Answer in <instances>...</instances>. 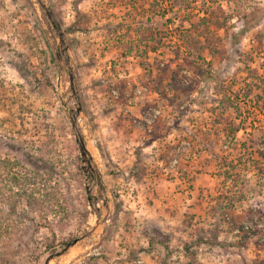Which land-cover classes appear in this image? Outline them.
<instances>
[{
	"label": "rangeland",
	"instance_id": "374dc122",
	"mask_svg": "<svg viewBox=\"0 0 264 264\" xmlns=\"http://www.w3.org/2000/svg\"><path fill=\"white\" fill-rule=\"evenodd\" d=\"M256 9L0 0V264H46L75 238L48 264H264ZM47 186L48 219L18 216Z\"/></svg>",
	"mask_w": 264,
	"mask_h": 264
},
{
	"label": "trees",
	"instance_id": "16d2710c",
	"mask_svg": "<svg viewBox=\"0 0 264 264\" xmlns=\"http://www.w3.org/2000/svg\"><path fill=\"white\" fill-rule=\"evenodd\" d=\"M260 14H264V9H263V11L259 10V9L252 11L250 16L247 17L248 20L246 23L247 24H252V23L255 24L256 22H258L259 18L261 17V16L258 17V15H260ZM250 19H252L254 22L250 21ZM36 162L37 161H35V164H36ZM37 163H39L40 165L46 164V162L43 159H40L39 162H37ZM46 171H48L49 174L53 173V171H51V170H46ZM37 173H39V172H37ZM28 197H29L28 198V204H29L30 210L22 212L18 216H20L21 218H25L24 216H26V219L28 221H30L31 223H34L33 221H35L37 224H38L39 219L35 216V214L33 212L36 210V212L38 214H40L39 215L40 221H44V220L46 221L48 219V210H50V205L54 208L53 205L54 204L57 205L60 201V198L58 197L57 191L54 189V187L52 188V187H48V186L45 188V192H44L42 198L37 199L32 194H30ZM12 210L15 211L14 207L12 208ZM0 225H1V222H0ZM55 246L56 245L51 243L47 246L46 250H50V249L54 248ZM37 257H38V254L34 255V258H37Z\"/></svg>",
	"mask_w": 264,
	"mask_h": 264
},
{
	"label": "water",
	"instance_id": "95a60500",
	"mask_svg": "<svg viewBox=\"0 0 264 264\" xmlns=\"http://www.w3.org/2000/svg\"><path fill=\"white\" fill-rule=\"evenodd\" d=\"M43 5V9L45 10V12L47 13V15L49 17H53L52 16V13H51V10L44 4L42 3ZM56 26V24H55ZM57 27V26H56ZM59 35H60V38L62 41H64V38H63V32L62 31H59ZM70 79H71V82L73 81V76L71 75L70 76ZM78 112H81L82 111V108L81 106L79 105V107L77 108ZM73 122V125L75 124L74 121ZM77 140L79 142V147H80V152H81V155H82V158H83V161H87V155H88V151H87V148H86V145H85V141H84V138L83 137H77ZM78 239L75 238L73 239L72 241L68 242L66 244V246L61 250V251H57L55 253H52L48 259H47V262L46 264H48V262L50 261L51 258L55 257V256H58V255H61L62 253H64L70 246H72L75 242H77Z\"/></svg>",
	"mask_w": 264,
	"mask_h": 264
}]
</instances>
